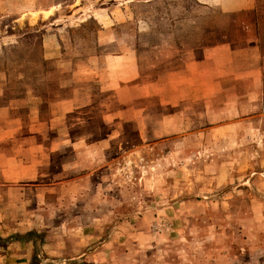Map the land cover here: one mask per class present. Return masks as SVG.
Instances as JSON below:
<instances>
[{"label":"crops","instance_id":"0c3cea01","mask_svg":"<svg viewBox=\"0 0 264 264\" xmlns=\"http://www.w3.org/2000/svg\"><path fill=\"white\" fill-rule=\"evenodd\" d=\"M126 5L127 13L111 12V18L116 24L135 20L133 31L115 34L101 25L91 44L59 58L62 73L42 90L43 112L32 107L19 115L12 105L0 106V227L6 208L29 206L27 192L33 208H87V201L72 197L93 178L113 175L118 154L128 155L124 161L136 144L164 149L248 116H264L262 1L126 0ZM148 34L154 35V51L140 43ZM140 49L157 53L158 62L152 66ZM48 196L53 199L46 201ZM16 214L13 231L32 221L33 215L25 220ZM84 239L89 238L72 241L69 256L89 254L98 264H116L117 259L100 260L102 247L79 250L77 241ZM9 247L0 259L18 258L20 246Z\"/></svg>","mask_w":264,"mask_h":264},{"label":"rangeland","instance_id":"374dc122","mask_svg":"<svg viewBox=\"0 0 264 264\" xmlns=\"http://www.w3.org/2000/svg\"><path fill=\"white\" fill-rule=\"evenodd\" d=\"M126 7V0H1L0 106L12 105L19 115L32 107L43 112L42 90L62 73L57 60L91 44L101 25L115 34L133 31L135 20L111 18ZM154 40L148 34L140 43L154 51ZM138 51L152 66L158 62L157 53ZM136 145L129 159L118 154L113 175L93 178L72 197L87 201L85 209L33 208L29 192L26 209L6 208L0 254L10 244L20 254L0 264H98L89 254L69 256L72 241L84 236L79 250L102 247L100 260L116 264H264V116L164 149ZM15 214L32 221L13 231Z\"/></svg>","mask_w":264,"mask_h":264}]
</instances>
